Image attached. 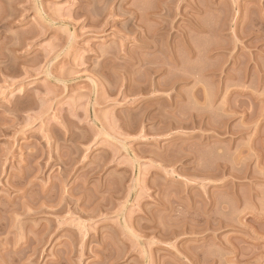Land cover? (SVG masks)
<instances>
[{
	"label": "rangeland",
	"instance_id": "obj_1",
	"mask_svg": "<svg viewBox=\"0 0 264 264\" xmlns=\"http://www.w3.org/2000/svg\"><path fill=\"white\" fill-rule=\"evenodd\" d=\"M0 264H264V0H0Z\"/></svg>",
	"mask_w": 264,
	"mask_h": 264
}]
</instances>
